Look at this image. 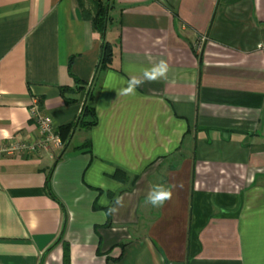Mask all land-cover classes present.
<instances>
[{
	"label": "crops",
	"instance_id": "crops-1",
	"mask_svg": "<svg viewBox=\"0 0 264 264\" xmlns=\"http://www.w3.org/2000/svg\"><path fill=\"white\" fill-rule=\"evenodd\" d=\"M94 11L0 0V264H264V0H110L104 37ZM161 59L166 80L119 95ZM33 100L67 144L14 149Z\"/></svg>",
	"mask_w": 264,
	"mask_h": 264
},
{
	"label": "clouds",
	"instance_id": "clouds-1",
	"mask_svg": "<svg viewBox=\"0 0 264 264\" xmlns=\"http://www.w3.org/2000/svg\"><path fill=\"white\" fill-rule=\"evenodd\" d=\"M126 71L130 74L128 79L123 82V86L119 88V95H134L136 93V89L141 87L146 82L166 80L170 71V66L165 60L161 59L151 67L141 69L140 75L132 74L131 69H126ZM108 75L110 78L113 76L112 73H109ZM173 187L175 186H166L163 184L151 186L146 193V202L154 208L163 207L169 200L172 199ZM115 205L116 206L109 209L110 212H118L119 208L124 206L121 199H116Z\"/></svg>",
	"mask_w": 264,
	"mask_h": 264
},
{
	"label": "built area",
	"instance_id": "built-area-1",
	"mask_svg": "<svg viewBox=\"0 0 264 264\" xmlns=\"http://www.w3.org/2000/svg\"><path fill=\"white\" fill-rule=\"evenodd\" d=\"M206 38L200 36L194 42L196 50H200L205 43ZM28 115L35 123L36 137L31 141H25L15 145L14 149L22 151L25 154H41V152H49L51 148H61L63 142L57 129L53 125L52 119L46 115L39 107L36 100H33L29 109ZM0 151L10 152L12 149L1 147Z\"/></svg>",
	"mask_w": 264,
	"mask_h": 264
},
{
	"label": "trees",
	"instance_id": "trees-1",
	"mask_svg": "<svg viewBox=\"0 0 264 264\" xmlns=\"http://www.w3.org/2000/svg\"><path fill=\"white\" fill-rule=\"evenodd\" d=\"M109 6H110V0H95V11H94V15L91 17V22L94 29L99 31L103 37L105 35L106 26L108 23ZM112 55L113 54H112L111 45L107 41L103 40L99 66L107 67L108 65H110L112 61ZM89 95H90V90L88 92L87 91L85 92V102L82 105L81 112L77 119V125L84 127H91L96 123L94 108L88 103ZM74 126L75 124L72 127L71 126L66 128L63 127L57 131L63 143H65L66 140H67L66 144L68 143V140L71 137L70 133L74 129ZM64 132H69L68 137H64V135L62 134ZM116 177H118L117 174Z\"/></svg>",
	"mask_w": 264,
	"mask_h": 264
},
{
	"label": "water",
	"instance_id": "water-1",
	"mask_svg": "<svg viewBox=\"0 0 264 264\" xmlns=\"http://www.w3.org/2000/svg\"><path fill=\"white\" fill-rule=\"evenodd\" d=\"M88 91H89V89L87 90V92H88ZM84 102H85V100H84ZM84 102H83V103H84Z\"/></svg>",
	"mask_w": 264,
	"mask_h": 264
}]
</instances>
